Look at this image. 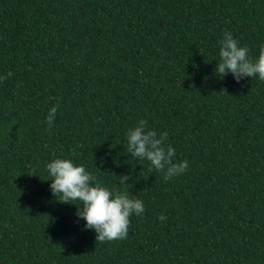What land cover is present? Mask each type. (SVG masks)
I'll return each mask as SVG.
<instances>
[{
    "label": "trees",
    "instance_id": "16d2710c",
    "mask_svg": "<svg viewBox=\"0 0 264 264\" xmlns=\"http://www.w3.org/2000/svg\"><path fill=\"white\" fill-rule=\"evenodd\" d=\"M225 31L256 59L264 0H0V264H264V82L218 77ZM141 119L185 173L127 152ZM56 158L143 200L126 239L58 202Z\"/></svg>",
    "mask_w": 264,
    "mask_h": 264
},
{
    "label": "clouds",
    "instance_id": "9594fccd",
    "mask_svg": "<svg viewBox=\"0 0 264 264\" xmlns=\"http://www.w3.org/2000/svg\"><path fill=\"white\" fill-rule=\"evenodd\" d=\"M219 43V62L215 72L219 78L231 73L234 80L258 78L264 82V48L256 59L250 55L247 46L240 42L230 31L223 33ZM12 72L0 76V82L11 77ZM58 105H54L47 114L46 122L52 125L56 118ZM127 152L138 161L150 162V171L163 173L165 182L182 175L188 168V161H177L176 151L167 144L168 133H157L148 127V121L141 119L136 126L127 130ZM51 177L50 191L62 204L80 202L82 209L77 208V217L82 218L85 229H94L96 241L112 242L127 238L133 215L142 216L145 212L143 200L132 197L128 192H120L102 186L96 176L83 165H76L71 159L56 158L47 164ZM130 174L117 177L120 185H127ZM166 220L164 215L159 217Z\"/></svg>",
    "mask_w": 264,
    "mask_h": 264
}]
</instances>
